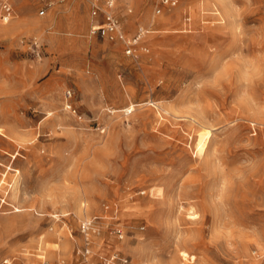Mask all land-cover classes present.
I'll list each match as a JSON object with an SVG mask.
<instances>
[{
  "label": "rangeland",
  "instance_id": "obj_1",
  "mask_svg": "<svg viewBox=\"0 0 264 264\" xmlns=\"http://www.w3.org/2000/svg\"><path fill=\"white\" fill-rule=\"evenodd\" d=\"M43 1L0 12V264H264V0H117L135 56Z\"/></svg>",
  "mask_w": 264,
  "mask_h": 264
},
{
  "label": "built area",
  "instance_id": "obj_2",
  "mask_svg": "<svg viewBox=\"0 0 264 264\" xmlns=\"http://www.w3.org/2000/svg\"><path fill=\"white\" fill-rule=\"evenodd\" d=\"M63 1V0H58ZM180 0H157L153 11L156 15H160L163 11V8H173L175 7ZM116 2L117 0H91L89 13L92 17V25L89 28L90 35L99 36L106 40H116L120 39L123 43V48L126 55L135 56L137 51L146 52L148 47L145 45L146 34L149 32L148 29L142 27L137 28L136 32L128 38L123 37V32L121 30V22L116 12ZM53 4L52 0H44L43 5L38 10L39 15H44L46 9ZM129 12L130 9L128 8ZM0 12L2 19L7 22L12 18V8L10 0H1ZM35 45V42H32ZM39 55V52L37 53ZM67 96H71V92H67ZM66 108L75 113V110L70 106L66 105ZM98 219V218H97ZM96 217L93 218H84L79 223V228L81 235L83 236L84 245L82 249L77 250V254L81 255L82 258H87L91 252L89 245L90 237L93 234L98 235L100 232L99 221ZM114 235L116 234L119 238L122 237V231L120 228L113 229L111 232ZM99 264H124L121 261H118L117 253L111 254L109 256H101ZM41 264H47L42 262Z\"/></svg>",
  "mask_w": 264,
  "mask_h": 264
},
{
  "label": "crops",
  "instance_id": "obj_3",
  "mask_svg": "<svg viewBox=\"0 0 264 264\" xmlns=\"http://www.w3.org/2000/svg\"><path fill=\"white\" fill-rule=\"evenodd\" d=\"M80 250H81V249L78 250L79 253H80ZM76 255H78L77 252H76ZM79 255H80V254H79ZM79 255H78V256H79ZM91 256H92V255L89 254V256H88L87 258H82V259H81V257L79 256V260H80V261H79L78 259H77V260H78V262H88V261H89L88 259H89ZM106 256H109V255H106ZM100 257H101V256H100ZM100 257H99V259H100ZM99 259H98V261H99ZM98 261H97V262H93L92 260H90V264H91V263H92V264H99Z\"/></svg>",
  "mask_w": 264,
  "mask_h": 264
},
{
  "label": "bare ground",
  "instance_id": "obj_4",
  "mask_svg": "<svg viewBox=\"0 0 264 264\" xmlns=\"http://www.w3.org/2000/svg\"><path fill=\"white\" fill-rule=\"evenodd\" d=\"M8 21H9V20H8ZM8 21H7V22H8ZM4 22H5V21H4ZM7 22H5V23H7Z\"/></svg>",
  "mask_w": 264,
  "mask_h": 264
}]
</instances>
